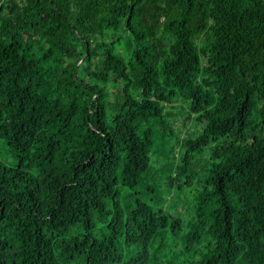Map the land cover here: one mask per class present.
Wrapping results in <instances>:
<instances>
[{"label":"trees","instance_id":"16d2710c","mask_svg":"<svg viewBox=\"0 0 264 264\" xmlns=\"http://www.w3.org/2000/svg\"><path fill=\"white\" fill-rule=\"evenodd\" d=\"M0 136V264H264V0H0Z\"/></svg>","mask_w":264,"mask_h":264},{"label":"rangeland","instance_id":"374dc122","mask_svg":"<svg viewBox=\"0 0 264 264\" xmlns=\"http://www.w3.org/2000/svg\"><path fill=\"white\" fill-rule=\"evenodd\" d=\"M182 107H178L177 111L179 112V122L176 128V136L171 145L174 150L177 152L182 149L181 140L185 137H194L197 133L196 128L199 130V126L195 123L193 119H186L189 113V103L182 102ZM0 160L7 166H14L17 164V159L13 156L10 149L7 146V143L0 136ZM200 163L205 164V158H201ZM192 196V192L188 191L183 194L180 204L187 206L188 198ZM186 214V213H185Z\"/></svg>","mask_w":264,"mask_h":264}]
</instances>
